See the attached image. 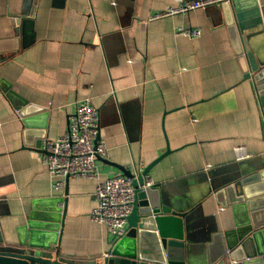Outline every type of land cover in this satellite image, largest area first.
Segmentation results:
<instances>
[{
    "label": "crops",
    "instance_id": "crops-1",
    "mask_svg": "<svg viewBox=\"0 0 264 264\" xmlns=\"http://www.w3.org/2000/svg\"><path fill=\"white\" fill-rule=\"evenodd\" d=\"M183 1L191 0H0L4 242H16L34 203L44 207L61 199L52 248L75 260L108 253L111 237L89 219L96 182L69 179L64 189H54L57 180L35 148L63 136L76 104L89 99L108 149V160L96 162L100 181L142 173L169 149L147 176L191 216L192 259L200 264L217 259V248L207 255L198 242L214 221L220 232L234 228V217L228 205L215 200L210 182L242 164L264 166V116L250 83L242 81L247 62L235 54L219 6L151 19ZM254 2L262 25L248 33L249 43L242 37L246 51L253 42L264 48V0ZM177 28H198L201 36L177 37ZM2 80L27 102L21 110L30 114L28 129L14 109L19 101L13 105L6 98ZM237 147L249 156L245 162L236 160Z\"/></svg>",
    "mask_w": 264,
    "mask_h": 264
},
{
    "label": "water",
    "instance_id": "water-1",
    "mask_svg": "<svg viewBox=\"0 0 264 264\" xmlns=\"http://www.w3.org/2000/svg\"><path fill=\"white\" fill-rule=\"evenodd\" d=\"M219 10L231 32L235 54L247 62L242 81L250 83L264 116V48L253 42L246 51L242 42V37L247 38L250 31L262 25L259 10L254 0H230L220 5ZM23 15L28 14L23 12ZM247 40L249 43V37ZM1 83L6 98L13 105L14 100L19 101L14 109L28 129L30 114L24 115L21 110L27 102L13 93L4 80ZM40 143L35 148H40ZM169 153L167 149L133 179L135 199L126 219V234L111 242L107 257L75 260L61 256L52 248L56 245L62 218L59 208L62 200L53 199L46 201L44 207L34 203L25 223L16 231L15 243H6L0 236V264H200L192 259L195 225L189 213L162 189H138L144 185L149 169ZM123 175L132 178L126 172ZM209 191L214 192L215 200H222L231 208L234 228L220 232L215 221L205 228V236L198 244L205 248L207 255L213 247L219 250L217 259L208 264H264V166L242 164L235 171L218 174L210 182ZM40 238L48 239L47 243H38Z\"/></svg>",
    "mask_w": 264,
    "mask_h": 264
},
{
    "label": "built area",
    "instance_id": "built-area-1",
    "mask_svg": "<svg viewBox=\"0 0 264 264\" xmlns=\"http://www.w3.org/2000/svg\"><path fill=\"white\" fill-rule=\"evenodd\" d=\"M230 0H197L181 2L175 8L154 15L151 19H162L180 14H187L197 10L218 7ZM175 36L197 39L201 36L200 29L177 28ZM99 136V112L89 99L76 104L74 112L69 117L65 134L55 140H44L40 145L41 165L57 181L53 187L56 190L65 188L69 179H86L96 182L94 198L96 205L89 215V219L105 227L111 242L126 234V219L132 212L135 199V189L132 185L141 173L132 178L116 175L100 181V174L96 167L97 160H108V149ZM237 161L249 159L242 147L234 150ZM154 187L148 176L144 185L138 187L143 190ZM107 257V254L104 255Z\"/></svg>",
    "mask_w": 264,
    "mask_h": 264
}]
</instances>
